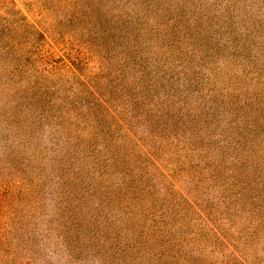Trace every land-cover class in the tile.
Returning <instances> with one entry per match:
<instances>
[{
	"label": "rangeland",
	"instance_id": "rangeland-1",
	"mask_svg": "<svg viewBox=\"0 0 264 264\" xmlns=\"http://www.w3.org/2000/svg\"><path fill=\"white\" fill-rule=\"evenodd\" d=\"M0 264H264V0H0Z\"/></svg>",
	"mask_w": 264,
	"mask_h": 264
}]
</instances>
